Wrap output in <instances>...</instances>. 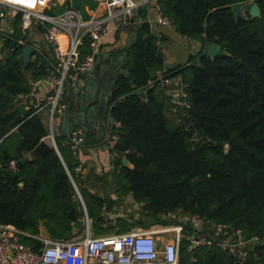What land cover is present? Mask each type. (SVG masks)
I'll return each instance as SVG.
<instances>
[{"label":"trees","instance_id":"1","mask_svg":"<svg viewBox=\"0 0 264 264\" xmlns=\"http://www.w3.org/2000/svg\"><path fill=\"white\" fill-rule=\"evenodd\" d=\"M245 1L252 0H159L160 15L179 35L201 47L216 43L229 55L203 57L200 66H192L196 55L186 65L167 67L156 37L142 25L126 49L127 75L117 77L109 98L116 122L110 134L118 136V190L143 203L139 209L145 217L158 224L164 223L160 215L166 212L196 214L206 223L240 231L243 239H259L257 258L238 263L215 247L187 252L183 241L178 264H264V0H253L259 18L246 14L236 20L230 6ZM20 24L18 13L9 38L26 40ZM8 41L3 39L5 57L0 61V225L15 227L24 234L20 241L38 252L42 243L33 237L42 230L52 241L72 239V224L82 208L70 179L73 154L61 146L65 139L55 137L56 149L27 159L48 131L36 108L17 106L16 99L28 98L26 73L39 80L45 70L38 59L23 70L22 49L8 51ZM158 70L186 85L190 109L181 125L169 96L156 82L147 86ZM132 79L135 88L129 84ZM142 87L146 100L134 94ZM10 161L16 163L14 172L7 169ZM88 197L101 209V198ZM95 219L102 224V217ZM96 234L103 235L99 229Z\"/></svg>","mask_w":264,"mask_h":264},{"label":"built area","instance_id":"2","mask_svg":"<svg viewBox=\"0 0 264 264\" xmlns=\"http://www.w3.org/2000/svg\"><path fill=\"white\" fill-rule=\"evenodd\" d=\"M159 0H111V5L117 10H109L106 18L82 22L77 14L68 9L58 17H48L38 9L39 0L35 5H19L13 0H0V20L5 17L6 10L12 9L21 14V30L27 32L34 22L44 25L42 38L49 47L54 58L53 73L49 79V92L42 105L36 112L48 109V135L43 140L56 149L55 128L60 114L67 110L64 100L65 93L79 82L83 74L94 70L96 56L107 31V23L114 21L116 30L130 26L134 10L145 3ZM160 24L172 26L160 16ZM66 36V44L60 45L59 37ZM87 48L84 53L83 49ZM164 70L155 72L154 79L149 80L147 86L157 83L170 98L172 114L181 125L186 112L190 109L187 101L186 85L180 77L170 78L164 75ZM43 81L29 80L30 91L28 97L36 95ZM85 137L81 130H74L68 134L64 145L76 159L77 151L84 143ZM118 141L116 134H110L107 147L114 153ZM9 171L16 170L15 161L7 165ZM80 171V166L76 167ZM76 198L79 200L84 215V234L71 240L51 241L41 235L36 237L42 243L38 252L32 251L20 241L24 235L11 225H0V264H178L181 244L186 242L185 250L191 252L201 247H215L233 258L235 263L257 258L254 251L259 239L251 237L243 239L240 231H228L224 224H213L203 232L204 220L200 216L179 215L166 212L160 215L161 220L170 222L167 228L154 231H131L104 237H94L90 234V219L85 206L75 188ZM102 215L108 216L105 206ZM247 250L249 252H247Z\"/></svg>","mask_w":264,"mask_h":264},{"label":"crops","instance_id":"3","mask_svg":"<svg viewBox=\"0 0 264 264\" xmlns=\"http://www.w3.org/2000/svg\"><path fill=\"white\" fill-rule=\"evenodd\" d=\"M13 1H16V3H18L19 5H35V0ZM66 3L67 6H65ZM109 5H111V0H39L37 6L39 11H41V13L48 17H58L65 13L68 9H71L77 14L80 21L90 22L93 20L106 18L109 10H117V8H114L115 6H112V8L110 9ZM5 14V17L0 20V61H2L5 57V53L4 51H2V42L5 37H8V39L17 40L18 42L35 48L52 64V66H54V58L51 55L49 47L46 45L42 38L44 25L34 22L29 31L22 32L23 34L26 33L25 41H21L12 37L9 38V35L13 33L12 28L14 19L18 12L9 9L6 10ZM160 16L161 15L159 13L158 4H156L154 1H151L149 3L141 5L134 10V13L131 17L130 26L125 29L116 30L114 27V21L108 22L107 31L103 37L102 44L96 56V64L92 72L98 71L99 67L102 65H112L114 70L122 69L123 71H126L124 68V62L127 56L126 49L135 41L138 30L142 25L148 26L151 33L156 37L157 44L164 58L165 66L172 67L186 65L190 57H194L200 54L202 47L198 42L179 35L175 31L173 26L160 24L158 21V18ZM59 42L61 46H64L66 44V36L61 35L59 37ZM85 51H88L87 48L83 49V52ZM122 57L124 59L119 60V58ZM35 59L38 58L36 56H32L30 61H34ZM87 74H83L80 77L79 81H84L87 78ZM26 77L28 81L32 80L29 76V73H26ZM44 79L45 76L38 81H43ZM48 92V87L42 83V86L36 92V100H32L30 97L26 98L22 95H19L16 99V105H22L26 110L30 107L36 108L37 110V108L44 102V99L48 95ZM82 93L83 88H80L78 92H75L72 88L66 91L64 97L69 115L66 125L67 134H70L74 130H81L85 137L84 143L77 151L76 159H74V157L72 158V161L75 163V168L73 171V178L70 177V179L72 181L74 189L76 188L80 195V199L85 206V211L90 220L91 218L86 209V202L91 203V200L88 197V195L90 194L102 199L103 204L101 206V210L102 207L105 206L104 203H114L113 210H109L108 212L109 215H112L114 218H116V209L118 207L125 205L132 211L133 209H135L136 203L132 200L130 193H128L126 199L122 198L123 201L122 199L120 200L118 196V193L120 191L118 190L117 181L115 178L117 171L114 165L115 158L113 157V153L108 149L107 142H105L108 135V104L102 114L97 118V126L95 129H93L91 125L86 123L88 118L95 119L92 115H87L88 109L84 110L85 122L83 126H75L72 123V118L79 111L77 99L79 96H81ZM39 113L44 125L47 128L49 116L48 109H44ZM58 122L59 120L56 122V126ZM98 123H102V126H99ZM61 146L65 147L64 141L61 143ZM77 166H80V171L78 172L76 171ZM83 215L84 212L82 209V215L79 217V219H82ZM99 216H103L102 213H100ZM103 218L104 220L106 219V217L104 216ZM91 222L92 221H90V223ZM82 231V234H84V227L80 231H78V233L74 237H72V239L82 236ZM92 231L93 230H91L90 228V234ZM48 239L50 240L49 236Z\"/></svg>","mask_w":264,"mask_h":264},{"label":"water","instance_id":"4","mask_svg":"<svg viewBox=\"0 0 264 264\" xmlns=\"http://www.w3.org/2000/svg\"><path fill=\"white\" fill-rule=\"evenodd\" d=\"M231 12L234 15V18L237 20L239 18L245 19L246 14L250 16L251 19L260 17V10L256 3L252 1L238 2L230 6ZM21 48V53L19 58L23 61V70H26L27 65L30 62L32 56H36L39 60V66H43L45 69V79L43 80V84L47 87L49 86V79L53 73L52 64L35 48L18 42L14 39H9L8 41V51L16 50L17 48ZM229 54L222 49V47L216 43L205 42L201 49L200 54L196 57V59L190 63L192 66H200L201 59L203 57H208L209 59H213L216 56H228ZM124 59L119 58V60ZM120 74L127 75L126 71L122 69L114 70L112 65H102L99 67L98 71H94L92 73L87 74V78L84 81H79L73 87L75 92H78L80 88H83V93L78 97L77 103L79 106V111L72 118V123L75 126H83L84 125V110L88 109L87 115H92L95 119L88 118L86 123L91 125L93 129L97 126V118L102 114L107 104L109 103V98L112 94V89L115 87L117 77ZM129 84L132 88H135L134 80H130ZM134 94L139 96L141 99L146 100V87H142L134 90ZM32 100H36L35 96L30 97ZM69 118L68 110L64 111L59 116V122L55 128V137L66 139L67 134V119ZM99 126H102V123H98ZM112 125H116V122L111 114V108L109 109L108 119H107V132L108 135L106 137L105 142L108 141L110 129ZM53 146L50 145L47 141L42 140L30 153L27 154L28 160H35L41 158L45 152L51 149ZM54 148V147H53ZM227 147H225L226 149ZM123 165L125 167L131 168V164L123 158ZM18 169L21 165L20 162L17 163ZM16 177H19L20 174L16 173ZM85 226V222L83 219H77L72 224V233L76 235L78 231H80ZM228 231L232 233V229L228 228ZM44 239H48V236L44 231H41L40 234ZM251 259V255H249L246 261Z\"/></svg>","mask_w":264,"mask_h":264},{"label":"rangeland","instance_id":"5","mask_svg":"<svg viewBox=\"0 0 264 264\" xmlns=\"http://www.w3.org/2000/svg\"><path fill=\"white\" fill-rule=\"evenodd\" d=\"M167 118L170 119V114H166ZM118 196L120 200L126 199L128 196V193L125 192H119ZM122 199V201H123ZM104 205L107 208V213H109V210H113L114 203L111 207H108V203H104ZM135 206V203H134ZM143 206V203H136L135 209L132 211L127 208L125 205H122L116 209L117 215L114 218L112 215L106 216V221L102 217V224L100 225L98 221L95 219L97 215L102 213L101 209H98L95 205L92 203L86 202V209L88 211V214L91 218V223H90V228L93 230L91 232L92 236L94 237H104V236H110V235H115V234H120L122 232H119L122 229H126L127 233L131 231H154L157 229H163L167 228L168 225H170V222H166L165 220L164 223H158L155 224L152 220L149 218L145 217L144 214L140 211V207ZM101 210V212H100ZM113 217V218H112ZM104 220V221H103ZM210 223H206L205 221L203 222V232L207 234V229L211 227ZM105 227V229H104ZM99 229V233L103 235H97L96 231ZM206 230V231H205ZM83 231L81 232V234ZM126 233V232H123ZM247 252H249L247 250Z\"/></svg>","mask_w":264,"mask_h":264}]
</instances>
